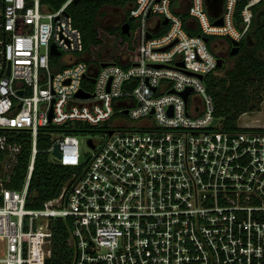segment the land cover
Wrapping results in <instances>:
<instances>
[{
    "label": "built area",
    "instance_id": "built-area-1",
    "mask_svg": "<svg viewBox=\"0 0 264 264\" xmlns=\"http://www.w3.org/2000/svg\"><path fill=\"white\" fill-rule=\"evenodd\" d=\"M72 1L52 9L0 0V130L32 138L23 188L0 177V264H47L60 218L70 223L73 264H264V127L225 130L205 83L226 47L213 38L242 41L262 0H244L239 13L243 0H224L222 24L206 0H132L137 49L113 60H94L85 48L67 11ZM165 18L148 37L151 22ZM75 122L101 131L90 134L88 151L79 134L63 131ZM46 127L50 159L79 170L31 208ZM0 149L9 178L20 145L5 133Z\"/></svg>",
    "mask_w": 264,
    "mask_h": 264
},
{
    "label": "trees",
    "instance_id": "trees-1",
    "mask_svg": "<svg viewBox=\"0 0 264 264\" xmlns=\"http://www.w3.org/2000/svg\"><path fill=\"white\" fill-rule=\"evenodd\" d=\"M66 1L42 0L44 4L52 9L61 7ZM244 2L243 0L239 5L237 13L242 9ZM132 3V0H81L78 4L71 2L67 7V11L73 18L74 24L83 32L85 48L91 50L103 48L108 44L107 38L103 35V29L97 21L101 8L110 5L126 8L128 11ZM263 4L264 0L255 7L256 14ZM76 7L77 14L74 11ZM104 32L107 36L116 37L120 40V50L117 56L125 47L132 50L137 49L136 42H131L130 37L122 31L106 29ZM248 35H251L255 47L264 51V13L254 20ZM247 37L240 43L238 54H242V57L232 69L228 70L224 76L218 77L214 73L223 66L218 67L215 72L205 77L208 91L213 95L215 101L216 116L221 119L224 129L227 131L246 129L247 127L239 126L237 121L247 112L260 110L263 101L260 84L264 81V61L259 60L253 51H248ZM52 131V127H46L41 129L39 133L38 152L30 181V196L27 203L28 207L31 208H41L46 201L58 196L64 184L76 170H79V168L62 165L50 159V149L54 145ZM63 131L65 133L92 135L101 133L100 129L81 122L72 123L69 127H65ZM5 133L12 143L20 145V151L16 154L17 160L10 169L9 178H7L8 172L3 163L8 157V152L0 149V177L6 178L5 187L21 189L26 182L31 162L32 138L25 130H0V135ZM2 201L0 196V204H2ZM69 240V221L61 218L53 220L51 264H73L75 248Z\"/></svg>",
    "mask_w": 264,
    "mask_h": 264
},
{
    "label": "rangeland",
    "instance_id": "rangeland-1",
    "mask_svg": "<svg viewBox=\"0 0 264 264\" xmlns=\"http://www.w3.org/2000/svg\"><path fill=\"white\" fill-rule=\"evenodd\" d=\"M179 4V0L176 2ZM126 8L122 7H112L110 5H105L102 7L100 14L98 15L97 21L99 26H101L103 29H107L110 27H114L117 23H119L122 20L123 12H126ZM75 14H77V7L74 9ZM264 13V4L261 6L256 19ZM133 28L131 29L132 35L130 37L131 42H136L135 40V30H137L138 22L134 19L133 20ZM103 35L107 38L108 44L99 49H91V55L93 59H100V58H108L110 60H113L117 56V53L119 52L120 48L117 45L118 38L116 37H109L106 34L103 33ZM213 40H223L226 41V38L223 36H217L213 38ZM248 51H253V53L256 55V57L264 61V51L258 50L255 47V43L252 40L251 35H248ZM218 50V49H217ZM136 51V50H133ZM218 54L220 56H223L225 58V62L223 63V67L221 69H218L214 74L218 77H222L225 75V73L232 69L233 66L239 61V59L242 57V54H235L229 56L227 50H223L222 48L218 50ZM260 87L262 88L261 95L263 96V101L261 103V109L260 110H254L251 112H247L243 114L239 120L237 121V124L241 127H264V81L260 84ZM92 137L90 134H79V142H80V148L82 152L88 151V139ZM95 139H100V137H94ZM10 164V160H7L3 163L4 168ZM8 172V170H6ZM4 250V243L0 240V255L2 254Z\"/></svg>",
    "mask_w": 264,
    "mask_h": 264
},
{
    "label": "water",
    "instance_id": "water-1",
    "mask_svg": "<svg viewBox=\"0 0 264 264\" xmlns=\"http://www.w3.org/2000/svg\"><path fill=\"white\" fill-rule=\"evenodd\" d=\"M81 0H73L72 2L74 4H78ZM206 6L208 8V11L210 13V15L214 18H216L215 23L217 24H222L223 20L222 17H220L221 13H222V9H223V0H206ZM130 19L133 20L134 17L130 16ZM168 23V19L165 18L163 20H159L157 26L150 28V32L148 34V37H151L153 33L160 31V27L164 24ZM129 29H130V24L129 22H126L122 25V31L125 34H129ZM205 40L208 41L209 38L205 37ZM232 42V49H231V54L235 55L238 53L239 51V47H240V42L236 41V40H231ZM53 53H57V50L55 48V46L53 47ZM223 61H224V57L220 56L218 59V66L221 67L223 65ZM104 65H106V63H104ZM202 77V76H201ZM191 89H188L187 91H185L183 93V95L185 96V98H187L189 92ZM79 96H86L87 93H85L84 91H80L78 93ZM112 133V131L110 132ZM54 153L55 154H59V150H58V145L55 146L54 148ZM47 264H51V258L47 259Z\"/></svg>",
    "mask_w": 264,
    "mask_h": 264
},
{
    "label": "flooded vegetation",
    "instance_id": "flooded-vegetation-1",
    "mask_svg": "<svg viewBox=\"0 0 264 264\" xmlns=\"http://www.w3.org/2000/svg\"><path fill=\"white\" fill-rule=\"evenodd\" d=\"M104 7V6H103ZM223 8H224V0H223ZM102 9V8H101ZM223 10V9H222ZM258 14V13H257ZM257 14L256 13H254V20L256 19V17H257ZM134 20V19H133ZM132 20V21H133ZM132 21H131V19H130V15L128 14V11L126 10V12L124 11L123 12V16H122V20L119 22V23H117L114 27H110V28H107V29H113V30H120V31H122V25L124 24V23H126V22H129V24H130V29H129V34H127L128 36H131L132 35V33H131V29L133 28V24L134 23H132ZM254 22V21H253ZM157 24H158V22H151V28H153V27H155V26H157ZM101 27V26H100ZM164 27L163 26H161L160 27V30H162ZM101 29H103L102 27H101ZM104 30H106V29H103V33L104 34H106L105 32H104ZM123 32V31H122ZM135 34H136V30H135ZM136 37H137V34H136V36H135V40H136ZM119 41L120 40H118V43H117V45L119 46ZM240 43H241V41H240ZM225 44H226V47L225 48H223V50H227V52H228V54H229V56H231L232 54H231V49H232V44L231 43H229L228 41H225ZM119 48H120V46H119ZM96 49H99V48H96ZM89 52H90V54H91V51L89 50ZM225 62V58H224V61H223V63Z\"/></svg>",
    "mask_w": 264,
    "mask_h": 264
},
{
    "label": "crops",
    "instance_id": "crops-1",
    "mask_svg": "<svg viewBox=\"0 0 264 264\" xmlns=\"http://www.w3.org/2000/svg\"><path fill=\"white\" fill-rule=\"evenodd\" d=\"M175 5L178 6L177 3H176ZM176 6H175V7H176ZM176 8L178 9V8H180V6H179V7H176ZM181 9L184 10V7H183V8L181 7Z\"/></svg>",
    "mask_w": 264,
    "mask_h": 264
}]
</instances>
